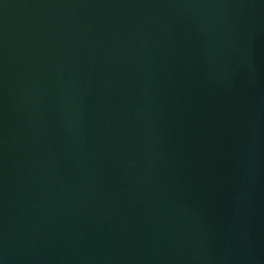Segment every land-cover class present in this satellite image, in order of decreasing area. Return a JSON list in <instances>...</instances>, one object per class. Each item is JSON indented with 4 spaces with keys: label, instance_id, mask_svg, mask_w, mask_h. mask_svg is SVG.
Instances as JSON below:
<instances>
[{
    "label": "water",
    "instance_id": "water-1",
    "mask_svg": "<svg viewBox=\"0 0 264 264\" xmlns=\"http://www.w3.org/2000/svg\"><path fill=\"white\" fill-rule=\"evenodd\" d=\"M0 264H264V0H0Z\"/></svg>",
    "mask_w": 264,
    "mask_h": 264
}]
</instances>
